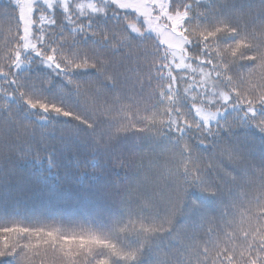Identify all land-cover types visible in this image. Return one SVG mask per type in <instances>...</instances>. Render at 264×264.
<instances>
[{
  "label": "snow or ice",
  "instance_id": "1",
  "mask_svg": "<svg viewBox=\"0 0 264 264\" xmlns=\"http://www.w3.org/2000/svg\"><path fill=\"white\" fill-rule=\"evenodd\" d=\"M0 264H264V0H0Z\"/></svg>",
  "mask_w": 264,
  "mask_h": 264
},
{
  "label": "trees",
  "instance_id": "2",
  "mask_svg": "<svg viewBox=\"0 0 264 264\" xmlns=\"http://www.w3.org/2000/svg\"><path fill=\"white\" fill-rule=\"evenodd\" d=\"M28 179L37 187H47L57 183L55 179L48 177L47 173L41 174L35 171H30Z\"/></svg>",
  "mask_w": 264,
  "mask_h": 264
}]
</instances>
